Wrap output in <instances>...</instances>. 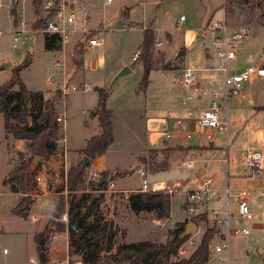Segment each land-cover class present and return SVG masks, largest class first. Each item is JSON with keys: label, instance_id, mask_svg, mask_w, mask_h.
Returning a JSON list of instances; mask_svg holds the SVG:
<instances>
[{"label": "rangeland", "instance_id": "obj_1", "mask_svg": "<svg viewBox=\"0 0 264 264\" xmlns=\"http://www.w3.org/2000/svg\"><path fill=\"white\" fill-rule=\"evenodd\" d=\"M46 1L48 0H17L16 3V0H0V3L10 8L13 24L15 18L12 13L13 10H16L17 23L21 17L26 18L27 23L30 24L28 29L31 31L27 44L20 49H13L11 31L14 27L4 13L5 9L0 10V68L11 64V68L0 70V85L13 77L17 68L26 62L28 54L32 55L33 62L28 67L21 69L20 77L30 90L44 91L47 87H51V90L45 92V97L50 99L57 90L62 88L63 83L69 81L70 84L75 85L78 91L69 94L66 98L67 124L64 133L68 149L76 150L83 147L85 141L97 131V121L90 118V113L96 105V94L83 91L85 89L84 82L90 86H97L102 81L110 83L123 66L127 65L133 68L132 73L123 77L110 91L105 101L106 107L114 112V114L112 113L114 143L110 147L111 149L109 148L112 151L108 153L109 170H106L112 173L113 180L108 181L109 179H107V192L104 195L106 205L100 207L103 209L102 212H106L107 208L106 218L111 219L120 227L121 231H124L125 240L127 242L154 240L163 242L176 228L177 223L184 221L193 223L189 220L204 214L205 207L210 216H213V210L233 213L236 204L232 206V210H226L225 206L220 209L215 205L216 198L227 199L228 194H233L240 187H244L240 181L234 182V180H239L234 175L247 174L241 159L247 149L256 150L264 146V109L254 108L253 105L245 103L237 105V99L230 100L224 115L228 122V129L221 135L213 133L211 140L201 139L195 135L190 140L185 138L178 140L173 137L165 140L164 129L160 122L164 109H166L167 98L174 97V100H178L179 103L181 91L173 72H179L186 66L197 69L204 67L206 53H209L214 60L211 35L206 30L205 11L210 6H214L212 21L221 20V10L225 0H110V2L107 0H83V7L90 16L89 26L102 31L96 34V38L103 41L101 47L90 48L88 52L82 49L79 58L85 59L88 64L84 69L82 66L76 68L71 57L74 50H81L78 44L80 43L79 38L73 37L70 44L65 45L64 48L62 46L59 51L47 52L44 50L42 29L47 16L44 13ZM74 1L80 4L78 0ZM37 3H39L38 8L36 7ZM254 5L255 3L252 1L248 2V8H251L254 13H258L259 8H255ZM181 16L185 21H179ZM224 20L228 26L235 27L243 26L245 18L243 16L238 18L236 14L228 16ZM143 26H149L154 31L155 42L152 51L154 69L149 75L147 86L141 88L142 65L139 62L133 63L131 59L141 43ZM244 26L250 29L253 25ZM197 35H201L202 39L197 38ZM157 41L161 42V47L156 45ZM248 42H251L250 51L248 50L249 55L257 62L256 64L251 63V65L255 66L260 62V59L264 60V33L250 29L249 37L245 43ZM67 47L71 51H68ZM179 51H182L184 56L173 63ZM241 52L242 50L238 51L235 62L239 70L248 65V60H252V58L249 59L248 53L241 55ZM58 61L61 66L56 68L55 65ZM91 63L96 65L95 69L92 68ZM75 73H80V76L75 77ZM200 74L198 71V76ZM210 81L212 83L215 81L213 86L215 88L221 85L219 77L210 78ZM253 86H255L254 91H257L264 99V85L260 83ZM27 108L28 110L33 109L31 105ZM61 109L60 102L56 106L57 114ZM146 118L151 119L147 121ZM232 120H237V123L233 125ZM173 129H176V126L171 124L168 131L171 133ZM178 129L183 131V127ZM61 132L63 135V128ZM3 133L4 117L0 114V137L3 136ZM62 139L63 136L58 140L59 150L57 152L61 156H57L53 160L51 158L37 160V165H41L39 173L44 175L47 187L38 188V191L34 193L27 220L11 213L12 207L24 195L15 193L19 196L18 200V197L10 194L5 188L6 186L3 185L4 178L20 163L17 152L27 153V151L24 149L22 141L19 145L12 139H5V144L0 142V225L2 227L0 230V264H31L30 257L39 259L34 237L47 230L50 238L46 246H49L54 235L58 234L63 226V214L67 211L68 204L71 201L79 202L81 205L86 204L82 196L84 193H88V190L71 194L66 191V173L71 167L81 164L83 155L78 154V158L73 162L72 155L68 154L67 161L64 160V153L61 152L63 143L60 142ZM176 145L192 148L206 147V149L200 153L191 154L188 151H175L167 153L168 155L159 154L163 148ZM145 147L160 151H149ZM262 151L264 152V149ZM166 156L169 157L167 160L168 169L163 172L158 171L157 173H160L156 177L150 176L154 174V171L141 159L144 158L149 162H161L167 158ZM29 158L28 154L26 159ZM189 161L193 162L191 168L182 165V162ZM233 162L237 164V167L232 168ZM32 166L34 168L33 163ZM135 166H140L141 171L133 172ZM201 169L205 170L206 174L199 175ZM90 170V166L84 169V189H88ZM144 179L147 183L154 180L164 181L167 183L165 191L173 189V181H179L175 183L177 184L174 187L175 191L171 195L169 194L171 205L168 220H153L150 215L145 214L135 217L132 214H127L125 210L118 209L120 207L113 209L114 203L119 204L121 195L129 196L130 191L138 192ZM206 179H212L211 188L216 190V195L206 205H196L193 215L189 217L183 208V204H185L184 190H197ZM119 180L121 181L118 183ZM111 183L115 184L109 189ZM235 184L240 185L235 187ZM125 190L127 194L122 192ZM248 192L252 208L254 193L250 190ZM60 198H63L65 206L61 218H57L55 212ZM228 199L235 203L232 197ZM226 215L227 213L220 217L224 218ZM32 217H38V219L32 221ZM238 221L241 223L240 220ZM53 222L55 223L53 224ZM211 223L212 221L208 220V225ZM206 227L205 222H200L196 225V229L192 228L190 237L194 240L195 246ZM217 228L218 231L214 234L217 237L213 236L211 244L212 247L225 244L222 256L226 259L229 257V261L234 264H264V234L257 238L253 233L246 237L243 235L231 236L228 241L223 242L224 236L218 226ZM102 233L101 230L85 229L79 231L77 236L79 238H97ZM58 245L63 248V241H59ZM194 248L186 244L183 248L184 254L176 258L188 257ZM4 249L8 251V254H4ZM246 251L248 254H245ZM58 255L63 258V253ZM73 258L72 262H75L76 256ZM226 259L222 260L218 254L213 253L210 264H227Z\"/></svg>", "mask_w": 264, "mask_h": 264}, {"label": "trees", "instance_id": "obj_2", "mask_svg": "<svg viewBox=\"0 0 264 264\" xmlns=\"http://www.w3.org/2000/svg\"><path fill=\"white\" fill-rule=\"evenodd\" d=\"M249 1L255 3V8H259L258 13H254L251 8H248ZM36 7H39V3H37ZM222 9L224 10L225 18L236 14L238 18L243 16L245 18L242 23L243 26H264V0H225ZM12 14L15 18L14 25H16V10H13ZM154 42V31L152 29L143 30L141 43L137 49L138 57L135 61L142 65L141 88L147 86L149 75L154 69L152 65ZM78 44L81 50H74L71 56L72 63L76 68H80L83 63V60L79 58L83 44L81 41ZM61 47V41L56 36L44 35V48L46 51H59ZM29 56L31 57L32 55L30 54ZM30 64L31 62H24L17 68V71L8 82L0 85V114L4 117L6 139L22 141L24 149L27 151V153L17 152L20 163L9 172V175L3 181V185L10 192L24 195L11 210L12 215L21 217L24 220L29 219V209L33 203L32 198L34 193L38 191L36 177L41 171V165L33 168V160L36 157L48 160L51 155L57 152L58 140L63 136L62 127L57 122L56 110V106L61 102V91L57 90L52 98L47 99L43 92L30 90L20 77L21 69L28 67ZM105 90L103 88H94L98 97L96 106L90 113V118L97 119L99 133L89 138L80 152L83 157L89 159L88 167L94 159L106 154L114 143L113 112L105 105L108 95L105 94ZM29 105L33 107L32 110H28L27 106ZM188 150L189 148L184 149L182 147L165 148L159 154L168 155L167 153L170 152ZM28 154L30 158L27 160ZM167 160H169V157L161 162H149L144 158L141 159L144 164H148L149 168H152L154 173L165 170L168 167ZM81 164L71 167L66 173V191L71 194L88 190L89 192L84 193L82 196L86 204L81 205L79 202L73 201L68 204L67 223L66 225L63 223L59 232H67L69 252L70 254L81 255L82 264L209 263L212 239L218 228L215 221L208 225L206 213L189 220L196 225L200 222H205L207 227L194 250L186 258L176 257L179 256V248L189 239V237L183 239L180 237L185 231L188 221L177 223L176 228L171 231L170 236L165 238L163 242L155 240L127 242L124 231H121L120 227L111 219L108 220L106 218L107 208L106 212H102L103 209L100 208L102 205H106L104 195L107 191V179H109L108 181L113 180L112 173L107 171L100 172L98 176L102 181L98 187H96L97 181H90L88 189H84V170H81ZM118 203H114V210L120 207L118 209L125 210L127 214H132L135 217L145 214L150 215L153 220L159 221H165L170 218L171 197L167 190L136 192L131 193L129 196L121 195ZM64 206L63 198H60L55 212L57 218H61ZM183 206L185 208V204ZM85 229L101 230L103 233L97 238H79L77 236L78 232ZM49 238L50 235L47 230L34 237L37 255L41 264L48 262L46 245Z\"/></svg>", "mask_w": 264, "mask_h": 264}, {"label": "built area", "instance_id": "obj_3", "mask_svg": "<svg viewBox=\"0 0 264 264\" xmlns=\"http://www.w3.org/2000/svg\"><path fill=\"white\" fill-rule=\"evenodd\" d=\"M110 2V0H107ZM45 24L42 29L43 34L56 36L62 46L69 44L73 37L79 38L82 49L87 51L89 48H98L102 46V40L96 38V34L102 31L90 28V16L88 11L74 0H48L44 3ZM179 21H184L181 16ZM26 18L21 17L18 23L11 31L12 47L13 49H20L27 44V40L31 31ZM206 30L210 32L212 39V46L214 48V62L206 68L205 71L212 73H219L222 75L221 85L218 87L199 86V69L192 66H186L179 71L177 77L178 85L181 91L179 104L175 110H167L165 115L160 119L163 129H167L168 122L172 120L177 132L173 133L177 138L183 135L187 140L191 139L193 135L198 138H205L211 140L213 133L224 134L228 129V122L225 120V112L227 110V103L232 99L241 100L244 98L242 92L245 84H251L253 81L264 78V65L247 66L238 70L235 62L237 61L238 51L244 47L245 41L249 37V28L245 26L230 27L225 20L210 21L207 24ZM160 46V42H156ZM138 53L133 56L132 61H136ZM249 58L251 56L249 55ZM60 62L55 65L59 68ZM51 83V82H50ZM61 111L57 114V122L63 128L62 143L65 145V129L67 124L66 112V98L69 94L78 91L77 87L70 82L63 83L61 89ZM87 87L85 86V89ZM205 103L204 105H200ZM183 122L189 123V130L180 131ZM171 133H165V138L169 139ZM243 168L247 171V178L254 182L262 181L264 183V152L261 149L251 150L247 149L242 156ZM183 166L191 168L192 161L187 163L182 162ZM99 176L95 172H90L89 181H98ZM38 188L47 187L44 181V175L38 173L36 177ZM212 179L204 180L200 188L197 190H184L185 193V211L187 216H192L195 211V206L205 204L216 195V191L211 188ZM177 184H174L173 189H168V194H172ZM162 183L153 182L147 183L144 179L141 188L138 192H159L164 190ZM264 191V187L262 189ZM236 204V216L244 222L250 223L257 219V214L251 209L249 194L244 188H239L234 194ZM214 215L216 213L213 212ZM38 217H32V221H36ZM63 223H67V211L63 214ZM218 227L225 229L226 236L243 235L248 236L250 229L248 228H232L226 220H217ZM1 230V228H0ZM220 235V232L218 233ZM214 237H217L215 235ZM63 241L64 247L58 245L59 241ZM189 245L195 247L192 237L183 243L178 250V255L184 254V246ZM69 238L67 232H59L54 235L51 244L46 246V255L48 262L46 264H82L81 255L70 254L69 252ZM225 244L221 246H213L211 253L221 254L225 248ZM5 253L8 251L5 249ZM50 253H63V258L55 257L50 259ZM73 256H76L75 262ZM223 259V257H221ZM31 264H41L39 259L30 258ZM234 264V263H229Z\"/></svg>", "mask_w": 264, "mask_h": 264}, {"label": "crops", "instance_id": "obj_4", "mask_svg": "<svg viewBox=\"0 0 264 264\" xmlns=\"http://www.w3.org/2000/svg\"><path fill=\"white\" fill-rule=\"evenodd\" d=\"M79 2H80V4L81 5H83V0H78ZM84 6V5H83ZM85 8V7H84ZM3 9H5V14H6V16L8 17V19L11 21V25H12V27H14L15 25L13 24V22H12V18H11V16H10V12H9V10H10V8L7 6V5H3L2 3H0V10L2 11ZM7 9V10H6ZM17 10H18V7H17ZM213 10H214V6H210L209 7V9H206V11H205V17H206V25L213 19V16H214V13H213ZM221 12H222V19L221 20H223L224 18H225V13H224V10L222 9L221 10ZM184 21H185V19H184ZM150 24V23H149ZM100 27V26H99ZM91 28V27H90ZM93 29V28H92ZM145 29H150L149 28V26H146V27H142V31L143 30H145ZM250 29H254L255 31H258V32H263L264 33V26H252V27H250ZM198 37H200V40L202 39L201 38V35H197V38ZM34 39V38H33ZM33 41H35V39L33 40ZM157 42H160V41H157ZM70 44V43H69ZM160 44H161V42H160ZM43 46H44V41H43ZM162 45H160L159 47H161ZM250 47H251V42H248L247 44L245 43L244 44V47L241 49L242 50V52H241V55H245V54H247L248 53V55H249V51H250ZM64 48V47H63ZM67 49H69L68 51H71L70 50V48L69 47H67ZM90 49V48H89ZM89 49L86 51V52H88L89 51ZM44 50H45V48H44ZM249 50V51H248ZM46 51V50H45ZM48 52V51H47ZM85 54V53H84ZM28 55H30V54H28ZM135 55V54H134ZM133 55V56H134ZM251 56V55H250ZM249 57V56H248ZM31 58H32V61H31V63L33 62V57L31 56ZM133 58V57H132ZM252 58V57H251ZM251 58H249V59H251ZM131 61H132V59H131ZM213 62H214V60H213V58H212V56L209 54V53H206L205 54V58H204V67H201V68H198L199 69V71H200V75H199V86H209V85H211V86H214V84H215V81L212 83L211 81H210V78L212 79V78H217V77H219L220 79H221V81H222V75L221 74H219V73H212V72H209V71H205V69L206 68H208V67H210L212 64H213ZM133 63H135V61L133 62ZM247 63H248V65L247 66H254V65H251V63H257L253 58H252V60H248L247 61ZM257 65H264V60L263 59H260V62H258V64ZM256 65V66H257ZM85 66H88V64L86 63V60L84 59L83 60V63H82V67H83V69L85 68ZM91 66H92V68H96V65H94V64H92L91 63ZM247 66H245V67H247ZM64 68H66V62H65V66L63 67V69ZM2 68H0V70H1ZM72 69V68H71ZM131 69H133V68H131ZM65 70V69H64ZM239 70V69H238ZM167 73H170V72H167ZM173 75H174V77L176 78V76H177V72H173ZM213 75H215V76H213ZM77 76H80V73H75V77H77ZM84 79V78H83ZM84 81V80H83ZM218 81V80H217ZM69 82V81H68ZM260 83H262L263 85H264V78H261V79H258V80H255V81H253L251 84H245L244 86H243V89H242V92H243V94H244V98L243 99H241V100H238L237 101V105H243L244 103L245 104H247V105H253V107L254 108H258V109H264V99L263 98H261V95L257 92V91H254V87L255 86H253L254 84H260ZM108 84L109 83H106L105 81H102L99 85H97V86H90L89 84H85V82H84V87L86 86L87 87V92H94L95 94H96V103H97V97H98V95H97V93L94 91V88H103V89H106L107 88V86H108ZM263 88H264V86H263ZM52 88L51 87H47L44 91L43 90H39L40 92H43L44 94H45V92H47V91H49V90H51ZM33 91H35V90H33ZM83 91H85V90H83ZM167 102H166V109H164L165 111H164V113H163V115H162V117L165 115V112L167 111V110H175V109H177V107H178V100L176 101V100H174V97H169V98H167V100H166ZM96 106V105H95ZM95 108V107H94ZM111 110V109H110ZM112 112H113V110H111ZM113 114H114V112H113ZM161 117V118H162ZM160 118V119H161ZM92 119V118H91ZM150 119L151 118H146V120L147 121H150ZM94 120H96L97 121V119H94ZM146 121V122H147ZM237 123V120H232V124L233 125H235ZM171 124H173L174 126H176L175 125V123L172 121V120H170L169 122H168V126H167V129H164V139L165 140H168V139H166L165 138V133L167 132V133H170L169 131H168V129H169V127H170V125ZM181 127H183V131L184 132H186V131H188L189 130V123L188 122H183V124H182V126ZM114 132V131H113ZM175 132H177V127H176V129H173L172 130V132H171V134H172V136L170 137V138H176V139H181V138H185L183 135H181V136H179V138H177L175 135H173V133H175ZM99 133V126H98V121H97V131H96V133L93 135V136H95V135H97ZM93 136H91V137H93ZM90 137V138H91ZM169 138V139H170ZM5 139H6V134H5V130H4V133H3V136H1L0 137V142L2 143V144H5L4 143V141H5ZM186 139V138H185ZM202 139V138H201ZM203 139H205V138H203ZM88 140V139H87ZM86 140V141H87ZM190 140V139H189ZM86 141H85V143H86ZM15 142H17V145H19V143H21V141H15ZM61 143H62V141H60ZM60 143V144H61ZM113 146V145H112ZM85 147V145L83 146V147H81L80 149H76V150H72V149H68V147H67V144L65 143V145L63 144V146L61 147V152L62 153H64V160H66L67 161V156H68V154L69 155H72L71 156V160H73V162L78 158V154H81L80 152L83 150V148ZM175 147H182V148H184V149H188L189 148V150H188V152L191 154V153H200L201 151H203L204 149H206V147H202V148H192V147H188V146H185V145H176V146H169V147H165V148H175ZM146 148V147H145ZM165 148H163V149H165ZM111 149V148H110ZM110 149H108V151H107V153L106 154H104V155H102V156H100V157H98V158H96V159H94L92 162H91V165H90V171L91 172H95V173H100V172H103V171H106V170H109V162H108V153L110 152V151H112V150H110ZM147 150H149V151H160V150H153V149H148V148H146ZM162 149V150H163ZM264 149V146H261V150H263ZM59 150V149H58ZM58 150H57V152H58ZM64 151V152H63ZM57 152H55L53 155H51L50 156V158L53 160V159H55V158H57V156L59 157V156H61L60 155V153H57ZM243 156V155H242ZM241 159H242V157H241ZM235 161H237L236 160V158H235ZM169 167V166H168ZM235 167H237V164L235 163V162H233L232 163V168H235ZM168 168H166L165 170H167ZM165 170H163V171H165ZM201 170H203V169H201ZM200 170V171H201ZM141 171V170H140ZM163 171H160V172H163ZM158 172V171H157ZM157 172H155L154 174H152V175H150V176H154V177H156V176H158L159 175V173H157ZM204 173L206 174V171L204 170ZM144 176H145V174H144ZM234 177H236V178H238L239 180H234V182H236V181H240V184H244V189H246V191L248 192L249 190L250 191H253V193H254V195H253V197H254V206L251 208L256 214H257V219L256 220H254L253 222H250V223H244V222H242L241 221V223H239V219L237 218V216L235 215V213H236V208H235V210H234V212L232 213H228L227 211H225V212H223V211H218V212H216V211H214L213 210V212L214 213H216V215H214L213 214V216H210L209 214H208V211L206 210V207H205V205L207 204V202L205 203V205H204V207H205V209H204V213H206L207 214V219L209 220V221H212V222H216L218 219L219 220H226L228 223L229 222H231L230 223V226L232 227V228H239V227H241V228H248V229H250V234L251 233H253L255 236H256V238H257V236H261V235H263L264 234V191L262 190L263 189V187H264V183L262 182V181H260V182H254V181H252V180H249L248 178H247V176L244 174V175H242V174H235L234 175ZM6 178V177H5ZM4 178V179H5ZM122 180V179H121ZM121 180H119L118 181V183L121 181ZM153 182H159V183H162V185L164 186V187H166V185H167V183H165L164 181H160V180H154ZM153 182H151V183H153ZM176 182H179V181H173L172 182V184H175ZM115 184V183H114ZM114 184L113 183H111V185H110V187H109V189L111 188V187H113L114 186ZM240 184H235V187L236 186H239ZM7 190H8V192L10 193V194H14V195H16L15 193H13V192H10L9 191V189L7 188V187H5ZM242 188V187H241ZM216 191V190H215ZM107 192V191H106ZM108 192H109V190H108ZM123 193H125V194H127V191L125 190V191H122ZM129 193H132L131 191L129 192ZM249 193V192H248ZM234 194V193H233ZM233 194H228L227 195V199H225L224 197H222V198H216V202H215V205H217V206H219V208L220 209H222L224 206L227 208L226 210H232V206L235 204L233 201L231 202V201H229V199L228 198H230V197H232L233 199H234V197H233ZM17 197H18V200H19V196L18 195H16ZM212 199V198H211ZM218 199V200H217ZM235 200V199H234ZM223 201V202H222ZM17 204V203H16ZM16 204L14 205V207L16 206ZM14 207H12V209L14 208ZM11 209V210H12ZM225 213H227V215L226 216H224V218H221L220 216H222V215H224ZM238 219V220H237ZM0 228H2L1 227V225H0ZM219 229H220V231H221V233H222V235L224 236V240H222L223 242H226V241H228V239L231 237H227L226 236V232H225V229H223L222 227H219ZM249 234V235H250ZM248 235V236H249ZM246 237V236H245ZM197 244H198V242H197ZM230 246V245H229ZM196 247V246H195ZM36 249V248H35ZM4 251H5V249H4ZM3 251V252H4ZM258 254H260L259 252H257ZM4 254H8V253H4ZM216 254V253H215ZM245 254H248V252L246 251L245 252ZM211 255H213V253H211ZM55 257H59V255L58 254H54V253H50V259L51 260H54L55 259ZM218 257L221 259V257H224V256H222V253L221 254H218ZM30 258H32V257H30ZM30 258H29V260H30ZM34 258V257H33ZM59 258H62V257H59ZM226 258L224 257L222 260H225ZM210 261H211V256H210V260H209V263L208 264H210ZM264 261V260H263ZM226 262H227V264H229V263H232V262H230L229 261V257L226 259Z\"/></svg>", "mask_w": 264, "mask_h": 264}, {"label": "water", "instance_id": "obj_5", "mask_svg": "<svg viewBox=\"0 0 264 264\" xmlns=\"http://www.w3.org/2000/svg\"><path fill=\"white\" fill-rule=\"evenodd\" d=\"M16 3H17V0H16ZM184 56V53L182 51H179L177 53V55L175 56L174 60H173V63H175L177 61V59L181 58ZM32 61V58L29 56L27 59H26V62H31ZM5 68H11V64H7L6 66L2 67V69H5ZM132 73V69L131 67L129 66H123L120 71L114 75V77L112 78L111 82L109 83V85L107 86L106 90H105V94H109L110 91L118 84V82L125 76L129 75ZM179 75V72H177V76L176 78L178 77ZM40 157H36L33 164H34V168H36L38 165H37V160H39ZM89 163V159L87 157H83V160H82V164H81V170H84L87 165ZM140 170V166H135L133 168V172L135 171H138ZM204 174V170H201L199 172V175H202ZM101 178L98 179L97 181V184H96V187H98L99 183L101 182ZM55 222H53L54 224ZM192 228L196 229V225L193 224V223H188L186 226H185V231L181 234V239L183 238H187V237H190L191 236V233H192Z\"/></svg>", "mask_w": 264, "mask_h": 264}]
</instances>
